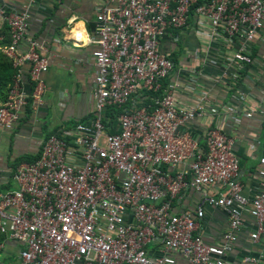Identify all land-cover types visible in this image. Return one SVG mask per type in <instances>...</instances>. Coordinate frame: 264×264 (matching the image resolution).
Wrapping results in <instances>:
<instances>
[{
	"label": "built area",
	"instance_id": "built-area-1",
	"mask_svg": "<svg viewBox=\"0 0 264 264\" xmlns=\"http://www.w3.org/2000/svg\"><path fill=\"white\" fill-rule=\"evenodd\" d=\"M188 16L206 23L210 40L231 47L225 68L251 63L264 0H102L91 39L93 114L46 136L36 157L11 171L13 186L0 191V235L19 247L13 263L0 264H264V153L245 192L233 139L206 120L220 108L205 92L179 100L180 76L158 47ZM28 17L27 6L0 8L9 36L0 50L14 70L0 101V130L44 90L46 48L28 36ZM223 109L234 119L253 112ZM197 120L201 129L190 131ZM189 191L199 195L193 208L174 211L172 200ZM204 205L225 216L218 241L199 227Z\"/></svg>",
	"mask_w": 264,
	"mask_h": 264
},
{
	"label": "crops",
	"instance_id": "crops-1",
	"mask_svg": "<svg viewBox=\"0 0 264 264\" xmlns=\"http://www.w3.org/2000/svg\"><path fill=\"white\" fill-rule=\"evenodd\" d=\"M101 3L102 0H0V8L6 10L20 11L27 6V34L44 44L47 58L40 102L29 101L15 124L10 129L0 130V191L13 186L11 171L15 165L27 162L25 158L35 156L46 136L75 122L88 121L92 116L94 66L91 52L95 44L91 39L94 14ZM4 25L0 21V28ZM205 26V22L192 23L188 16L184 27L168 30L160 37L158 47L173 62V73L180 76L184 95L179 100L191 103L205 92V101L220 108L218 114L208 115L206 120L233 139L239 179L246 192L256 180L253 171L257 158L264 153V28L253 41L251 63L234 70L225 68L223 62L231 53V47H226L220 38L210 40ZM77 34L86 37L87 42ZM25 49L26 40L22 39L17 50ZM25 68L26 64L22 66ZM21 79L28 90L26 73ZM238 91L243 92L244 100L238 99ZM223 106L238 113L253 112L251 117L234 119L233 115L221 112L225 109ZM199 121L190 124V131L199 132L202 125ZM198 197L196 192L189 191L185 197L172 200V209L176 212L192 209ZM225 226L224 214L204 205L199 227L207 238L218 241ZM243 236L241 234L240 238ZM0 241H3L0 262L13 263L16 252L12 249L13 246L18 249L19 245L2 235ZM147 247L155 249V244L151 242Z\"/></svg>",
	"mask_w": 264,
	"mask_h": 264
},
{
	"label": "trees",
	"instance_id": "trees-1",
	"mask_svg": "<svg viewBox=\"0 0 264 264\" xmlns=\"http://www.w3.org/2000/svg\"><path fill=\"white\" fill-rule=\"evenodd\" d=\"M192 8H193V6L190 8V12L192 11ZM0 35H1L0 36V47H2L9 42L8 30H7L6 25H4L3 27L0 28ZM13 72H14V70L11 67L9 59L0 50V101L5 97L7 86L10 83ZM165 82H166V78H163L161 80L162 88L164 87ZM117 111H118L117 109L112 108V109H109L106 113L110 117L111 124L114 123L113 117L117 113ZM112 130L113 129H111L109 131H112ZM36 155L37 154H35V156H29V157L25 158V161H27V162L31 161L32 159H34L36 157ZM18 161L19 160H17L16 162H18Z\"/></svg>",
	"mask_w": 264,
	"mask_h": 264
},
{
	"label": "rangeland",
	"instance_id": "rangeland-1",
	"mask_svg": "<svg viewBox=\"0 0 264 264\" xmlns=\"http://www.w3.org/2000/svg\"><path fill=\"white\" fill-rule=\"evenodd\" d=\"M71 125H72V124H70L69 127H70ZM16 250H17V247H16V246H15V247L13 246L12 252L14 253V252H16Z\"/></svg>",
	"mask_w": 264,
	"mask_h": 264
},
{
	"label": "clouds",
	"instance_id": "clouds-1",
	"mask_svg": "<svg viewBox=\"0 0 264 264\" xmlns=\"http://www.w3.org/2000/svg\"><path fill=\"white\" fill-rule=\"evenodd\" d=\"M77 35H78V38H84L85 39V42H87L86 37H81L80 34H77Z\"/></svg>",
	"mask_w": 264,
	"mask_h": 264
}]
</instances>
